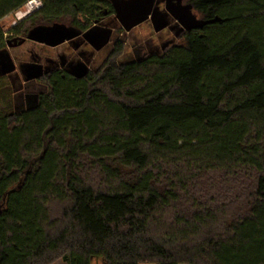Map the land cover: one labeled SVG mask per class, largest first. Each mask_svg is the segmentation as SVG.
I'll return each instance as SVG.
<instances>
[{"label": "trees", "instance_id": "trees-1", "mask_svg": "<svg viewBox=\"0 0 264 264\" xmlns=\"http://www.w3.org/2000/svg\"><path fill=\"white\" fill-rule=\"evenodd\" d=\"M29 1L0 0V52ZM184 4L221 22L54 75L19 113L0 88V264H264V0ZM108 8L43 0L9 33L87 29Z\"/></svg>", "mask_w": 264, "mask_h": 264}, {"label": "flooded vegetation", "instance_id": "flooded-vegetation-1", "mask_svg": "<svg viewBox=\"0 0 264 264\" xmlns=\"http://www.w3.org/2000/svg\"><path fill=\"white\" fill-rule=\"evenodd\" d=\"M92 22L93 24L87 29L67 27L70 29L68 32L69 38L55 46L29 40L28 36H15L12 40H8L6 46L0 52V80L5 78L15 79L14 74L17 65L14 63L10 50L20 48L28 41L36 49L32 48L30 50L29 61H20L33 62L31 67L25 71V74L21 72L25 84L43 83L44 80L51 79L59 73L82 80L91 73H100L105 62H144L153 56L166 54L172 47L177 45L173 41L182 39L187 33L183 32L178 22L166 13V0H156L150 18L129 32L125 31L116 18L113 5L112 9H105L97 18L92 19ZM145 24L152 26L154 31L152 37L145 41L135 39L133 35H130L131 32ZM167 31L174 35L169 42L164 40ZM22 40L26 42L20 43ZM103 40H106V43L103 44ZM155 41L158 42L155 43ZM127 45L133 48L135 59L123 56L127 50ZM10 62L15 65V71L3 75V71ZM37 66H40V71ZM64 75L61 76L64 77ZM45 87L48 91V87L46 85Z\"/></svg>", "mask_w": 264, "mask_h": 264}, {"label": "water", "instance_id": "water-1", "mask_svg": "<svg viewBox=\"0 0 264 264\" xmlns=\"http://www.w3.org/2000/svg\"><path fill=\"white\" fill-rule=\"evenodd\" d=\"M156 0H111L116 18L126 32L147 21L154 9ZM166 13L172 16L183 32L201 30L206 25L221 22L219 18L204 21L199 19L190 5L184 4V0H166ZM68 29L63 25L40 27L30 32L28 39L48 45H58L69 38ZM22 40L20 43H23ZM15 71V65L10 62L3 71V75Z\"/></svg>", "mask_w": 264, "mask_h": 264}, {"label": "rangeland", "instance_id": "rangeland-1", "mask_svg": "<svg viewBox=\"0 0 264 264\" xmlns=\"http://www.w3.org/2000/svg\"><path fill=\"white\" fill-rule=\"evenodd\" d=\"M43 1V0H41ZM37 7H39L38 9H36ZM42 7L39 6V4H34L31 6V8H27L26 6L22 9L21 12H26V11H31V13H29L27 16L33 14L34 12L38 11L40 8ZM163 9V7H162ZM24 14H20L19 16H17L16 14L10 15L9 17L5 18L1 25L4 28L5 32H7L6 37L8 38L7 40H12L11 38L12 35L10 32V29L13 28L14 26H16L17 24H19L21 21H23L27 16H25ZM198 16V15H197ZM199 17V16H198ZM31 28V27H30ZM153 28L152 26H150L149 24H145L143 26H140L139 28H137L136 30H134L133 32L130 33V35H133V37L135 39L138 40H145L148 39L149 37H152V33H153ZM174 35L170 33V31H167V33L164 36V40L166 42H169V40L173 39ZM26 42V41H25ZM158 41H155V43H157ZM102 43H106V40H103ZM174 44H181L183 43V38L180 40H175L173 41ZM32 48H35V46H33V44L28 41L24 46L20 47V48H14L10 50L11 56L14 59V63L15 65H17V70L14 74L15 79H11V78H5L0 80V88H2V90H7V91H16V93L14 94L13 97V110L15 113H19L21 111H24L32 106H35L38 102V96L41 93H46L47 92V88L45 87L44 83H36V82H32V83H23L25 80L24 78L21 76V72L25 74V71L28 70L31 67V64H33V62H20V61H29L30 58V50ZM36 49V48H35ZM135 49V48H134ZM45 55V54H44ZM123 56H126L129 59H135L134 56V50L132 47H130V45H127V50L124 53ZM45 63V62H42ZM51 63V62H49ZM20 66V68H19ZM39 71L41 70L40 66H37ZM21 70V71H20ZM56 264H66L63 261H59ZM93 264H102L99 261H94Z\"/></svg>", "mask_w": 264, "mask_h": 264}, {"label": "built area", "instance_id": "built-area-1", "mask_svg": "<svg viewBox=\"0 0 264 264\" xmlns=\"http://www.w3.org/2000/svg\"><path fill=\"white\" fill-rule=\"evenodd\" d=\"M39 4V6H41L42 5V1L41 0H31V1H29L25 6L28 8H31V6L32 5H34V4ZM24 6V7H25ZM23 7V8H24ZM22 8V9H23ZM39 7H37L36 9H38ZM22 9H20L19 11H17L15 14L17 15V16H19L20 14H24L25 16H27L29 13H31V11H33V10H31V11H26L25 13L24 12H21L22 11Z\"/></svg>", "mask_w": 264, "mask_h": 264}, {"label": "bare ground", "instance_id": "bare-ground-1", "mask_svg": "<svg viewBox=\"0 0 264 264\" xmlns=\"http://www.w3.org/2000/svg\"><path fill=\"white\" fill-rule=\"evenodd\" d=\"M25 17V16H24Z\"/></svg>", "mask_w": 264, "mask_h": 264}]
</instances>
